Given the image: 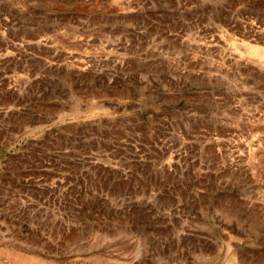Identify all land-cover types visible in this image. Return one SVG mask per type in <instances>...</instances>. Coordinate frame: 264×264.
Returning a JSON list of instances; mask_svg holds the SVG:
<instances>
[{"label": "rangeland", "instance_id": "1", "mask_svg": "<svg viewBox=\"0 0 264 264\" xmlns=\"http://www.w3.org/2000/svg\"><path fill=\"white\" fill-rule=\"evenodd\" d=\"M102 260L264 264V0H0V264Z\"/></svg>", "mask_w": 264, "mask_h": 264}, {"label": "bare ground", "instance_id": "2", "mask_svg": "<svg viewBox=\"0 0 264 264\" xmlns=\"http://www.w3.org/2000/svg\"><path fill=\"white\" fill-rule=\"evenodd\" d=\"M109 237H110V236H109ZM115 238H116V237H115ZM115 238H114V236H113V237L111 236L109 239H110V241L113 242V240H114ZM110 243H111V242H110ZM91 246H92V245H91ZM91 246H90V247H91ZM98 247H100V246H98ZM109 247H110V246H109ZM89 249H90V248H89ZM96 249H97V248H96ZM123 251H124V250H123ZM87 253H88V252H87ZM87 253H85V254H87ZM94 253H95V252H94ZM94 253H93V254H94ZM102 253H103V252H102ZM119 254H120V253H119ZM91 255H92V254H90V255L88 256L89 261H90V259H91V257H90ZM94 255H95V254H94ZM96 256H98V255L96 254ZM101 256H103V255H100V256H98V257L100 258ZM113 256H114V255H113ZM93 257H94V256H93ZM98 257L93 258V259L97 260ZM81 258H82V257H81ZM84 258H85V256L83 257V260H85ZM86 258H87V256H86ZM99 258H98V259H99ZM101 259H102V257H101ZM101 259H100V260H101ZM109 259H110V257H109ZM109 259H108V260H109ZM98 261H99V260H98ZM102 261H103V260H102ZM104 261H107V259L104 258ZM104 261H103V263H104ZM112 261H113V260H111V262H112ZM91 262H92V261H91ZM114 262H115V261H114ZM81 263H83V262L81 261ZM87 263H88V262H87ZM99 263H100V261H99ZM117 263H118V262H117ZM101 264H102V263H101ZM104 264H107V262H105ZM109 264H111V263H109ZM113 264H114V263H113ZM115 264H116V263H115Z\"/></svg>", "mask_w": 264, "mask_h": 264}]
</instances>
